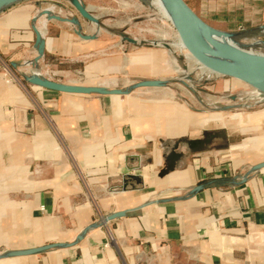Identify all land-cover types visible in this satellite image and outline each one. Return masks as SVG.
Segmentation results:
<instances>
[{
    "label": "crops",
    "instance_id": "1",
    "mask_svg": "<svg viewBox=\"0 0 264 264\" xmlns=\"http://www.w3.org/2000/svg\"><path fill=\"white\" fill-rule=\"evenodd\" d=\"M35 18L34 5L0 12V54L13 69L37 62ZM90 48L48 30L43 53L78 69ZM138 58L133 75L147 79L150 55ZM113 66L82 68L97 76ZM26 90L0 72V264H264L261 119L237 122L259 133L230 146L208 129L230 121L174 102Z\"/></svg>",
    "mask_w": 264,
    "mask_h": 264
},
{
    "label": "rangeland",
    "instance_id": "2",
    "mask_svg": "<svg viewBox=\"0 0 264 264\" xmlns=\"http://www.w3.org/2000/svg\"><path fill=\"white\" fill-rule=\"evenodd\" d=\"M80 1L85 7L91 8V14L97 18V23L82 18L70 0H17L14 5L35 6V29H38L42 20L50 16L52 18L47 20L46 33L48 30L64 31L73 36L75 41L85 40L91 48L87 49L82 58L81 68L73 69L68 64H60L62 61L59 59L48 62L43 53L39 54L37 62L32 65L29 62L21 63V67L13 69L0 54V72L13 78L24 90L34 85L26 78L38 72L49 81L79 82L88 88L104 91L119 90L150 103L174 102L185 111L187 108L197 114L202 120L212 119L216 122V118L220 116L233 125L224 127L212 122L208 129L226 132L229 141L225 143L230 146L259 133L254 130L244 133L237 124L239 121L252 124L261 119L259 127L260 131H264V93L247 83L202 72L192 62L190 65L185 57L187 50L175 47V28L159 19L158 13L150 7V1ZM184 1L207 25L219 31V28L227 29L222 32L229 34L236 45L264 57V0ZM141 53L149 54L152 61L153 70L145 76L147 79L133 75V68L137 67ZM101 60L113 62L114 68L105 75L88 76L84 73L82 66ZM146 69L144 67L141 72L146 73ZM147 80L160 81L161 86H137L141 81ZM230 152L227 149L213 155L220 159Z\"/></svg>",
    "mask_w": 264,
    "mask_h": 264
},
{
    "label": "water",
    "instance_id": "3",
    "mask_svg": "<svg viewBox=\"0 0 264 264\" xmlns=\"http://www.w3.org/2000/svg\"><path fill=\"white\" fill-rule=\"evenodd\" d=\"M17 0H0V12L16 4ZM168 5H170L174 12V26L178 35V38L191 57L203 68L215 73L217 76L229 77L249 85H253V88L264 93V57L245 50L243 47L238 45L240 48L225 45L217 41V37H224L230 39V35L216 30L209 25H207L203 20H201L197 14L187 5L184 0H164ZM71 5L76 9L79 15L93 23H97V18L91 14V8L85 7L80 0H70ZM38 37V33H37ZM88 39V37H84ZM233 41V40H232ZM234 42V41H233ZM203 43H208L226 56L233 58L235 60L246 62V66H231L219 63L209 57L204 50ZM235 43V42H234ZM236 44V43H235ZM43 54V52L41 53ZM35 75L27 77L30 83L44 87L47 89L59 91V92H89L95 91L102 94H127L119 90H108L104 91L101 89L94 88H76L64 83H59L55 81H49L43 77V80H47L49 85H41L37 82ZM138 87H160V81L147 80L141 81ZM179 143V142H178ZM182 145H186L191 148V152L195 151V145L191 144L187 140L180 141ZM175 146L177 143L174 144ZM125 190V187L122 188ZM123 213H118L109 217V219L122 216Z\"/></svg>",
    "mask_w": 264,
    "mask_h": 264
},
{
    "label": "bare ground",
    "instance_id": "4",
    "mask_svg": "<svg viewBox=\"0 0 264 264\" xmlns=\"http://www.w3.org/2000/svg\"><path fill=\"white\" fill-rule=\"evenodd\" d=\"M148 1H150L149 2L150 7H152L158 13L159 19H162V20L170 23L175 28V26H174V16H175V12H174L173 8L170 5H168L164 0H148ZM50 18H52V17L48 16L46 19L42 20L40 22L39 26H38V29H37V33H38L37 49H38V52H39L40 55H41V53L44 50V38H45V34H46V23H47V20L50 19ZM176 36H177V43L175 44V47L178 48V49H180V50H186V49L183 48V45L181 44V42H180V40L178 38L177 33H176ZM217 41H219L220 43H223L225 45H229V46H233V47H236V48H240L238 45L234 44L232 42V40L226 39L224 37H217ZM203 45H204L205 53L209 57H211L213 60H215V61H217L219 63L225 64V65H231V66H246L247 65L246 62H241V61H238V60H235L233 58H230V57L226 56L223 52H221L220 50H218L217 48H215L214 46H212V45H210L208 43H203ZM165 46H167V44ZM185 57L190 61L189 62L190 65H191V62H192L194 65L198 66L202 72H205V73H207L209 75L217 76L215 73H213V72H211L209 70H206L205 68H203L202 66H200L199 64H197V62L191 57V55L189 54L188 51H187V54L185 55ZM35 71H37V70H35ZM190 72H191V69H190ZM34 75H35L34 77L37 79L36 81L39 82L41 85H49L48 81L47 80H43L41 78L42 75H40L38 72H35ZM250 86L253 87V85H250ZM222 120L223 119L220 116H218L216 118V123L217 122L222 123Z\"/></svg>",
    "mask_w": 264,
    "mask_h": 264
},
{
    "label": "built area",
    "instance_id": "5",
    "mask_svg": "<svg viewBox=\"0 0 264 264\" xmlns=\"http://www.w3.org/2000/svg\"><path fill=\"white\" fill-rule=\"evenodd\" d=\"M49 79H52L51 77H49ZM53 80V79H52ZM55 81V80H53ZM55 82H59V83H62L60 80H56Z\"/></svg>",
    "mask_w": 264,
    "mask_h": 264
}]
</instances>
